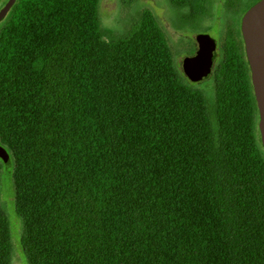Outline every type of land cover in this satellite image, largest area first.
<instances>
[{
    "label": "trees",
    "instance_id": "16d2710c",
    "mask_svg": "<svg viewBox=\"0 0 264 264\" xmlns=\"http://www.w3.org/2000/svg\"><path fill=\"white\" fill-rule=\"evenodd\" d=\"M100 3L18 0L0 29V145L27 263L264 264L249 74L190 84L135 0L117 31ZM3 173L0 160L12 264Z\"/></svg>",
    "mask_w": 264,
    "mask_h": 264
},
{
    "label": "flooded vegetation",
    "instance_id": "af4514ba",
    "mask_svg": "<svg viewBox=\"0 0 264 264\" xmlns=\"http://www.w3.org/2000/svg\"><path fill=\"white\" fill-rule=\"evenodd\" d=\"M8 1L0 0V11ZM260 1L262 0H142L143 3L140 4L135 0L132 16L144 13L149 25L158 26L172 64L183 76L185 60L196 57L200 50L199 39L207 38L213 43L215 52L211 76L208 80L193 85L210 81L214 74L248 73L251 82L242 22L250 9ZM120 3L121 0H118V4ZM10 11L0 22V29Z\"/></svg>",
    "mask_w": 264,
    "mask_h": 264
},
{
    "label": "water",
    "instance_id": "95a60500",
    "mask_svg": "<svg viewBox=\"0 0 264 264\" xmlns=\"http://www.w3.org/2000/svg\"><path fill=\"white\" fill-rule=\"evenodd\" d=\"M9 0L0 11V22L15 4ZM242 35L245 44L246 57L251 72V83L258 111V131L260 143L264 150V0L256 4L245 15L242 22ZM200 50L196 57L185 60L183 64L184 77L191 84L206 81L211 76V63L214 59V46L207 38L199 39ZM0 160L6 176L12 174L11 158L0 145Z\"/></svg>",
    "mask_w": 264,
    "mask_h": 264
},
{
    "label": "rangeland",
    "instance_id": "374dc122",
    "mask_svg": "<svg viewBox=\"0 0 264 264\" xmlns=\"http://www.w3.org/2000/svg\"><path fill=\"white\" fill-rule=\"evenodd\" d=\"M138 1L140 2V4L143 3L142 0H138ZM128 11L130 10H128L127 7H124L121 3L118 4V0H101V3H100L101 19H102L103 25L107 28L115 29V31H117V29H120L123 26V21L128 17L127 16ZM211 84L212 82L210 80L205 83L199 84L198 87L206 89L210 87ZM1 188H2L1 198L3 200V205L6 207V214L8 216L11 230H12V244L13 246L15 244L12 264H28L26 261L25 255L22 252L21 235L20 234L15 235V233L16 234L18 232L20 233L19 226L22 231V224H21L19 217L16 215V212H15L14 184H13V180L11 176H6L3 173ZM5 190L8 191L6 195L11 196L12 198L7 197L5 195L2 196V192ZM14 240H17V241H14ZM22 255H23V259H22Z\"/></svg>",
    "mask_w": 264,
    "mask_h": 264
}]
</instances>
